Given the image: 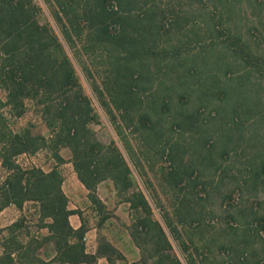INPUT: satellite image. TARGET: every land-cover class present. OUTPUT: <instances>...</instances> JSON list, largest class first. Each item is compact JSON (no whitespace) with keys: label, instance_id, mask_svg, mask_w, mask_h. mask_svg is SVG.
I'll return each instance as SVG.
<instances>
[{"label":"trees","instance_id":"16d2710c","mask_svg":"<svg viewBox=\"0 0 264 264\" xmlns=\"http://www.w3.org/2000/svg\"><path fill=\"white\" fill-rule=\"evenodd\" d=\"M43 1L62 38L51 23L40 20L42 7L36 0H0V87L7 92L6 104L11 106L12 113L21 116L26 100L32 101L39 106L43 122L52 130L50 137L34 134L30 129L14 132L0 121V159L8 171L0 187V211L10 205L23 209L28 202L36 203L38 230L41 231L20 236L17 231L26 228V218L9 225L1 238L0 264H95L102 257L107 258L108 264L127 260L102 233H99L96 251L88 250L86 234L90 228L82 213L70 208L69 197L63 189L64 179L58 169L25 168L16 159L21 154L46 149L58 163H64L61 154L64 148L70 149L77 177L88 190L99 218L98 229L111 218L98 194L99 185L110 180L117 194L130 204L128 231L132 241L144 252L150 239L161 257V264H182L173 253L167 252L171 249L168 235L154 218L144 192L135 188L132 171L121 149L115 142L103 143L92 130L97 113L67 47L91 80L93 91L117 133L124 137L126 128L139 133L150 147H157L170 158L178 145L169 143V130L196 126L203 103L197 105L198 99H193L189 112L181 103H174L173 95L167 91L176 88L178 99L182 101L184 95L179 93V86L198 80L197 65L182 71L178 69L180 63H173L175 60L171 63L169 58L159 59L157 43L162 34L163 15L159 8H151L149 0ZM143 6L149 8L143 9ZM84 56H88L91 64ZM155 64L164 69L171 67L170 72L177 71L167 89L165 80L156 88L152 82H143L151 80ZM191 70L195 71L192 75ZM200 88V85L194 86L195 95L202 92ZM146 91L152 93L150 99H145ZM168 117L172 119L170 126ZM243 133L244 130H239L237 136L242 138ZM200 143L205 145L206 142ZM176 169L171 176L178 179L184 171ZM262 172L264 160L252 167L253 188L260 183ZM178 212L176 215L181 222L189 215L183 218ZM73 214L81 217L82 224L78 228L70 221ZM165 220L176 238L173 220L166 217ZM50 242L54 244L56 255L46 260L38 252Z\"/></svg>","mask_w":264,"mask_h":264},{"label":"rangeland","instance_id":"374dc122","mask_svg":"<svg viewBox=\"0 0 264 264\" xmlns=\"http://www.w3.org/2000/svg\"><path fill=\"white\" fill-rule=\"evenodd\" d=\"M149 1L151 8H159L163 15L162 34L157 43L159 59L169 58L171 63L175 60L173 63H180L178 69L182 71L197 65L196 84L179 86V93L184 95L182 101L176 88L167 91L173 95V102L181 103L186 111H192L195 98L197 105L203 103L196 126L169 130V143L178 145L173 158L163 155L157 147H150L139 133L128 128L124 130L125 136H120L99 103L91 80L66 45L97 113V121L91 128L100 141L115 142L121 149L132 171L135 188L144 192L154 218L168 235L171 249L167 252L173 253L182 264H264V172L256 188L250 178L252 167L264 160V0ZM36 2L42 7L40 20L51 23L62 38L48 6L43 0ZM83 59L91 64L88 56ZM170 70L169 66L164 69L155 64L151 80L143 82H152L156 88L165 80L167 89L177 74ZM192 73L195 71L189 74ZM196 85L202 91L197 95L193 92ZM144 95L145 99L152 97L150 91ZM7 99L6 90L0 87V121L6 127L14 132L30 129L34 134L52 135V130L43 122L39 106L26 100L25 111L19 116L12 113ZM168 121L170 126L172 119L168 117ZM239 130H244L242 138L237 136ZM200 141L206 142L205 145ZM61 154L64 163H58L46 149L21 154L16 159L25 168L36 166L46 171L52 168L60 171L70 208L79 210L90 228L89 251L97 249L99 233H102L126 256L127 260H118L117 264H161L150 239L144 252L132 241L128 231L130 204L117 194L110 180L99 185L98 194L111 218L98 229L97 212L88 191L77 178L72 153L64 148ZM175 168L184 171L183 176L177 175L178 179L171 176ZM7 174L0 159V187ZM36 211L33 202H28L23 209L10 205L0 211V249L5 229L20 219H27L26 228L17 231L20 236L38 233ZM177 212L183 218L189 215L181 222ZM165 217L176 225V238ZM38 253L50 260L55 247L49 243Z\"/></svg>","mask_w":264,"mask_h":264},{"label":"crops","instance_id":"0c3cea01","mask_svg":"<svg viewBox=\"0 0 264 264\" xmlns=\"http://www.w3.org/2000/svg\"><path fill=\"white\" fill-rule=\"evenodd\" d=\"M78 178V177H77ZM79 180V179H78ZM80 181V180H79ZM64 183V182H63ZM83 185V184H82ZM84 186V185H83ZM84 188L87 190V188L84 186ZM64 189V187H63ZM65 191V190H64ZM88 191V190H87ZM67 194V193H66ZM70 221L72 223V225L75 227V228H78L79 226H81L82 224V220H81V217L79 216V214H73L71 215L70 217ZM88 233V232H87ZM86 237H87V234H86ZM112 243L113 241L111 239H109ZM51 243V242H50ZM53 244V243H52ZM114 244V243H113ZM49 245V243H47L46 245H44L43 247ZM115 245V244H114ZM54 246V244H53ZM116 246V245H115ZM118 247V246H117ZM121 250V249H120ZM96 250L92 251V252H95ZM123 252V251H122ZM56 255V251L54 253V255L52 256V258ZM125 255V254H124ZM108 264V260L106 257H102L99 259V261L95 264ZM64 264H71V263H64ZM80 264H89V263H80Z\"/></svg>","mask_w":264,"mask_h":264}]
</instances>
